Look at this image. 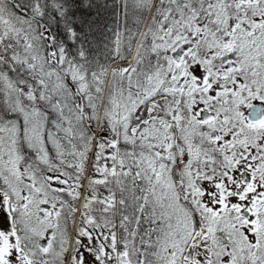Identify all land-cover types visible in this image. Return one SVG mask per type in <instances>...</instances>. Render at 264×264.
Masks as SVG:
<instances>
[{
  "label": "snow or ice",
  "instance_id": "1",
  "mask_svg": "<svg viewBox=\"0 0 264 264\" xmlns=\"http://www.w3.org/2000/svg\"><path fill=\"white\" fill-rule=\"evenodd\" d=\"M0 264H264V0H0Z\"/></svg>",
  "mask_w": 264,
  "mask_h": 264
}]
</instances>
